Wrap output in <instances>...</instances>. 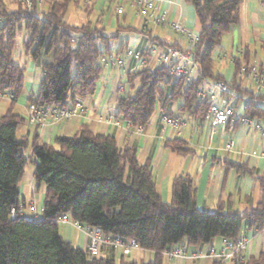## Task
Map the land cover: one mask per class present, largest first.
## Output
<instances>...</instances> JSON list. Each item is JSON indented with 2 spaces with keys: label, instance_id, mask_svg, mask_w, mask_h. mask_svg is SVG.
Listing matches in <instances>:
<instances>
[{
  "label": "trees",
  "instance_id": "1",
  "mask_svg": "<svg viewBox=\"0 0 264 264\" xmlns=\"http://www.w3.org/2000/svg\"><path fill=\"white\" fill-rule=\"evenodd\" d=\"M72 1L32 0L28 11L20 2L17 9L9 10L0 0V92L11 94L9 106L0 116V264H163V252L173 246H201L216 237L236 241L245 229H263L264 173L258 174L248 164L225 160L227 170L256 176L261 191L257 203L239 211L220 201L211 212L198 207L190 174L174 176L171 200H164L150 162H140L137 148L121 147L112 134L92 131L83 124L75 134L57 135L54 143L41 140L38 130L18 136L26 118L15 111V105L25 91L26 67L15 60L14 52L23 26L30 33L23 41L25 52L35 62L43 55L52 57L42 65L39 89L29 95L28 105L72 106L93 95L98 87L101 58L111 51L109 42L114 36L97 23L66 22ZM187 1L193 4L201 26L193 49L198 71L177 80L168 74L165 64L128 71L125 89L117 98V116L135 126L148 125L158 109L167 111L179 101V111L203 121L208 101L199 97L200 85L204 80H225L215 71L213 55L231 27L238 24L241 0ZM149 41L159 47L179 46L157 37L150 36ZM248 55L244 50L243 56L235 59V76L227 81L242 94L248 91L241 88L238 70L253 65ZM133 89L134 93L129 92ZM258 96L264 98V93ZM244 113L264 123V104L251 102ZM168 114L179 117L178 112ZM165 146L183 156L193 152L181 138L166 140ZM27 148L32 151L33 179L38 186H46L42 213L32 221L23 213L25 198L20 191L29 161ZM12 209L22 212L12 217ZM66 213L73 221L100 227L107 235L135 239L140 248L154 252L153 259L128 260L131 253L117 255L113 251L91 256L62 235L59 217ZM247 264H264V251Z\"/></svg>",
  "mask_w": 264,
  "mask_h": 264
},
{
  "label": "crops",
  "instance_id": "2",
  "mask_svg": "<svg viewBox=\"0 0 264 264\" xmlns=\"http://www.w3.org/2000/svg\"><path fill=\"white\" fill-rule=\"evenodd\" d=\"M154 1L158 14H165L164 21L140 15L138 9L129 0H73L70 3L65 17L66 22L72 25L92 22L102 26L107 35L114 36L109 42L110 49L125 60V65L122 68L107 67L102 63L101 76L95 93L81 99L86 111L78 113L69 120L49 119L43 124L29 121L28 97L38 91L43 76L42 65L51 61L52 57L43 55L40 62H35L25 52L24 47L17 53L14 52L15 60L26 67L25 91L19 96L15 105V111L22 114L26 122L19 126L18 131L23 136L38 130L41 140L54 143L57 135H72L81 125H88L92 131L114 135L121 147L135 146L138 160L142 163L150 162L157 189L164 200H171V183L174 176L190 174L195 180L196 200L201 210L215 212L220 201H224L227 207L230 204L233 208L244 211L260 199L261 191L257 178L240 174L236 169L227 170L225 160L248 164L255 168L258 174L264 173V132L257 130L253 125L229 123L213 130L211 123L205 120H194L179 111L180 101L167 107V113L178 112L179 118L185 121L180 134L173 127L164 124L160 109L156 111L150 123L139 131L137 126L117 116V98L121 93L117 89L118 83L126 81V74L131 71L136 61L128 57L126 51L131 48L149 46L150 36L157 37L165 43H177L187 48L189 38L173 29L172 24L175 22L183 23L190 33L195 35L201 30L191 2L187 0ZM119 5L123 6L122 13L117 12ZM218 49L219 51L216 53V49L213 55L214 68L226 81H230L235 76V59L241 58L244 50L249 52L250 64L258 63L264 74V4L261 0H241L239 22L231 27V31L225 35ZM148 60L149 64L154 65V57L150 56ZM238 78L242 79L241 88L248 91L244 94L238 93L250 96L251 83L246 77L239 76V70ZM138 85L139 79H136L135 86ZM10 97L9 92L0 96L2 114L9 106ZM110 115H113L120 125L108 122L107 118ZM262 126L264 127V123ZM175 138L187 141L193 148V152L183 156L165 146L166 140ZM231 141H234L233 149H229ZM26 181L28 196L24 197L23 213L26 215L36 213L40 216L46 186L34 185L33 173L26 178ZM25 209L29 211L26 212ZM60 224L61 233L67 240L77 247L86 249L89 240L87 233L72 222ZM243 234L249 239L247 248L240 251L235 259L227 264H247L250 258H257L264 251V228L245 229ZM223 244L224 238L216 237L209 244L186 248L188 254H191L200 249L207 250L211 246L220 250ZM131 255L133 260L148 261L153 259L154 252L138 248L134 249ZM163 264L222 263L212 258L195 259L191 256L171 260L163 255Z\"/></svg>",
  "mask_w": 264,
  "mask_h": 264
},
{
  "label": "built area",
  "instance_id": "3",
  "mask_svg": "<svg viewBox=\"0 0 264 264\" xmlns=\"http://www.w3.org/2000/svg\"><path fill=\"white\" fill-rule=\"evenodd\" d=\"M23 7L31 11L32 0H17ZM122 1V0H117ZM138 9V13L142 16L149 17L154 20H165V14L161 15L157 12V6L154 0H129ZM117 12H123V6H117ZM173 29L182 35L189 38V46L184 48L182 46H166L159 47L156 45L145 46L142 49L131 48L126 51V55L134 58L135 65L131 71H137L141 67L149 64L148 57H154V65L165 64L168 66V74L173 80H177L183 76L190 78L198 71V64L194 60L193 49L196 46L199 35H195L188 30L181 22L172 24ZM101 62L107 67H124L125 60L121 58L116 52L110 51L106 53ZM239 76L246 77L251 83L250 96H243L231 89L228 82L225 80H204L199 87L198 95L201 99L208 101V110L204 120L211 123L212 129H216L224 124H246L253 125L257 130L264 132V127L257 118H252L244 113V108L253 103L264 104V98L259 97L264 93V74L260 70L259 64L254 63L249 69L242 67L239 69ZM117 89L119 92L124 91L123 83L119 82ZM2 93L0 92V96ZM86 108L82 100L79 99L74 105L68 107L45 106L39 107L36 104H30L28 107V119L31 122L43 124L47 120L54 121L69 120L80 112H85ZM161 111V118L164 124L173 127L178 134L185 126V121L179 117L171 116L167 111ZM108 122H113L120 125L113 115L107 118ZM143 126H137L138 131L142 130ZM234 141L229 143V149H233ZM34 208V207H33ZM20 211L12 209V217H16ZM27 220L32 221L37 217V214L26 215ZM60 223L72 222L76 227L83 230L88 235L87 251L91 256H105L108 252L113 251L115 254H130L134 249L140 248L135 239L124 240L120 235H107L100 227H90L81 225L71 219V216L66 213L59 217ZM249 239L246 235H241L236 241L224 238L222 249L218 250L214 246L207 250H198L188 254L187 248L184 245H176L166 249L163 254L171 260H176L191 256L195 259L202 257L213 258L220 261L222 264H227L234 260L236 255L247 248Z\"/></svg>",
  "mask_w": 264,
  "mask_h": 264
},
{
  "label": "rangeland",
  "instance_id": "4",
  "mask_svg": "<svg viewBox=\"0 0 264 264\" xmlns=\"http://www.w3.org/2000/svg\"><path fill=\"white\" fill-rule=\"evenodd\" d=\"M7 5H8V8L9 10H15L17 9V3L19 1L17 0H4ZM30 35L29 31L25 28V26H23L19 31H18V34H17V46H16V50H15V53H17V51L20 49H23V41L24 39L28 38ZM219 51V49L217 48L216 50V53ZM18 63H20L22 65V63L20 61H17ZM129 92L131 93H134V89L133 90H129ZM2 115V112L0 111V116ZM22 133H20V131H18V136H21ZM25 154L27 157H29V161H28V164L26 166V169H25V176L20 184V191H21V198L22 197H26L28 196V190H27V187H28V183L26 181V178L31 176L32 173H33V170H34V163H33V158L31 156L32 154V151H31V148H27L25 150ZM33 184L36 185V183L33 181ZM170 200V199H169ZM26 212L29 211V209H25ZM61 226V224H60ZM126 258L128 260H132L133 259V255H128L126 256ZM213 259V258H212ZM231 262V261H230Z\"/></svg>",
  "mask_w": 264,
  "mask_h": 264
}]
</instances>
